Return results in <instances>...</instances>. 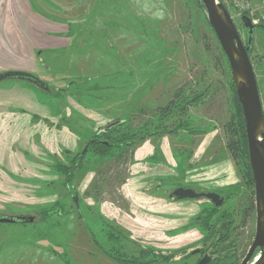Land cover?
I'll return each mask as SVG.
<instances>
[{
  "label": "rangeland",
  "instance_id": "rangeland-1",
  "mask_svg": "<svg viewBox=\"0 0 264 264\" xmlns=\"http://www.w3.org/2000/svg\"><path fill=\"white\" fill-rule=\"evenodd\" d=\"M218 1L242 43V16L264 24V0L246 11ZM42 25L49 48L37 44ZM251 46L264 115L259 27ZM24 50L49 90L0 83V215L34 219L0 224V264H199L224 249L215 243L228 226L224 246L241 263L256 218L242 224L250 190L227 149L232 76L205 10L193 0H0V62L22 61ZM7 65L0 73L15 71ZM172 100L183 115L161 119ZM181 121L193 134L173 133ZM133 133L147 137L106 155L90 148ZM80 156L67 181L59 166ZM172 185L228 196L210 234L195 219L212 205L174 200L162 189Z\"/></svg>",
  "mask_w": 264,
  "mask_h": 264
},
{
  "label": "water",
  "instance_id": "water-1",
  "mask_svg": "<svg viewBox=\"0 0 264 264\" xmlns=\"http://www.w3.org/2000/svg\"><path fill=\"white\" fill-rule=\"evenodd\" d=\"M203 6L208 24L224 54L233 83L235 93L241 106L244 130L247 143L248 165L254 183L255 200V234L247 254L240 264H249L256 250L259 251L258 260L254 264H264V115L260 102L257 81L249 60L252 35L256 27L264 31V26L253 25L247 16H242L241 23L247 30L246 47L243 45L232 19L222 4L216 0H199ZM7 80L29 81L37 87L47 90V86L38 77L23 71H5L0 73V83ZM116 123L111 124L105 130ZM104 130V131H105ZM261 138V141L259 140ZM165 191H172L171 196L176 200H199L205 198L215 206H220L222 199L214 194L197 193L190 189L166 186ZM76 203V198H74ZM33 217H6L0 215V224H31ZM209 258H203L199 264H207Z\"/></svg>",
  "mask_w": 264,
  "mask_h": 264
},
{
  "label": "trees",
  "instance_id": "trees-1",
  "mask_svg": "<svg viewBox=\"0 0 264 264\" xmlns=\"http://www.w3.org/2000/svg\"><path fill=\"white\" fill-rule=\"evenodd\" d=\"M195 4L204 10L203 6L201 5L199 0H193ZM264 26V24H262ZM68 27V25H67ZM69 29V28H68ZM228 64V62H227ZM47 86V85H46ZM48 87V86H47ZM49 90V88H48ZM47 90V91H48ZM230 90L232 94V104H233V114L230 122V128L229 129V141L227 143V149L231 155V158L235 160L236 162H243L244 166V173H243V181L246 187L250 190V197L246 201L247 208L245 209L243 215H242V224H245L247 220L250 218L251 214L254 212V183L252 179V174L248 165V155H247V143H246V136H245V130H244V121L241 111V106L238 102L236 93H235V85L233 83V79L230 84ZM177 100L182 99V96L177 94L175 96ZM172 112L177 113L178 116L183 115V110L178 107V103H176L174 100L169 102L166 108L161 111V119L168 117ZM123 125V122H119V124H116L115 126L110 127L107 130H101L97 135L100 137H104L108 135V133H113L117 131V127ZM159 131V128H157ZM194 130L193 128H188V124L185 121L177 122L174 126V134L177 133H187L188 135L193 134ZM153 135V134H152ZM97 136V138H98ZM147 136L139 134V133H133L130 135H122L120 138L121 140L116 144L111 143H105L101 142L99 140H95L90 142V148L95 150L97 153L106 155L112 151L114 148H127L132 147L134 144H136L138 141L142 142L146 139ZM84 156L78 157L79 160H71L68 166H59V172L65 175L67 181H71L75 170L79 167V162L82 161V158ZM221 211L217 207L211 206L210 208H204L201 210L200 215L195 219V223L197 224L198 228L201 232L204 234H210L211 230L214 227L213 224V217ZM224 217V216H223ZM224 236L220 237L215 243V247L217 246H223L220 252L214 251L212 260L209 264H237V254L233 251H230L229 248H227L226 245L228 242V238L223 234ZM217 253V254H216ZM259 251H256L251 258L254 259L258 256ZM162 256V255H161ZM164 260L169 259L168 256H162ZM119 260V259H117Z\"/></svg>",
  "mask_w": 264,
  "mask_h": 264
},
{
  "label": "crops",
  "instance_id": "crops-1",
  "mask_svg": "<svg viewBox=\"0 0 264 264\" xmlns=\"http://www.w3.org/2000/svg\"><path fill=\"white\" fill-rule=\"evenodd\" d=\"M46 28L48 29V25L46 27H44L42 25V27L37 30V33L40 35V39L37 40V44L39 46H43V48H49V46H50V44L47 43V40L44 39ZM63 31L65 32V28L63 29ZM32 42L33 43H31L29 46H32V45L34 46V40ZM24 54H25L24 56H19L20 58L22 57V59H21L22 61L14 60V62H12V61L0 62V65L5 64V66H6L8 64L4 70L25 71V72L30 73V72H32L31 69L33 68V65H34V62H33L34 57L32 55H30L27 50H24ZM23 57L24 58L26 57L24 62H23Z\"/></svg>",
  "mask_w": 264,
  "mask_h": 264
},
{
  "label": "flooded vegetation",
  "instance_id": "flooded-vegetation-1",
  "mask_svg": "<svg viewBox=\"0 0 264 264\" xmlns=\"http://www.w3.org/2000/svg\"><path fill=\"white\" fill-rule=\"evenodd\" d=\"M245 30H246V29H245ZM246 43H247V30H246V40L243 42V45H244L245 47L247 46ZM251 52H252V46H251V50L248 52V54H250ZM172 186H174V187H176V188L190 189V190H193V191H195V192H197V193H202V194H208V193H211V192L199 191V190L194 189L193 187H183V186H176V185H172ZM245 186H246V185H245ZM253 191H254V188H253ZM169 193H170V195H171L172 191H169ZM214 194L218 195V196L222 199L221 205L218 206V207L215 206L213 203H211L210 201H208V200L205 199V198H201V199H199V200H205L209 205H212L213 207H217V208H219V209L221 210V208L225 205L226 201L228 200V199H227L228 196L219 195V194H217V193H214ZM173 199L176 200L174 197H173ZM244 206H245V207H244V210H242V215H243L245 209L247 208V205H244ZM254 212H255V205H254ZM252 214H253V213H252ZM252 214H251V215H252ZM250 217H251V216H250ZM248 220H249V219H248ZM248 220H247V221H248ZM255 222H256V221H255ZM245 224H246V223H245ZM230 229H231L230 226L224 228V233H225V235L227 236V238H229V232H230ZM227 242H228V240H227ZM250 246H251V245H250ZM256 251H258V250H256ZM233 252H234V250H233ZM196 254H200V253H196ZM212 257H213V252L211 251L210 256H207V258H209V261H208L207 264H209V263L211 262ZM201 258H202V257H201Z\"/></svg>",
  "mask_w": 264,
  "mask_h": 264
},
{
  "label": "built area",
  "instance_id": "built-area-1",
  "mask_svg": "<svg viewBox=\"0 0 264 264\" xmlns=\"http://www.w3.org/2000/svg\"><path fill=\"white\" fill-rule=\"evenodd\" d=\"M236 9L240 10V11H246L250 9V0H228ZM220 2L218 0H216V4H219ZM221 4V3H220ZM223 5V4H222ZM251 23L255 26L260 25L259 21L257 19H251ZM259 140L261 141V138H259ZM258 260V257L255 258L254 262H256Z\"/></svg>",
  "mask_w": 264,
  "mask_h": 264
}]
</instances>
